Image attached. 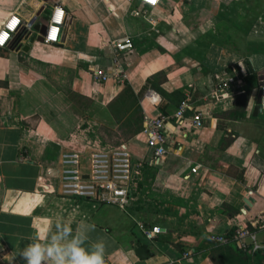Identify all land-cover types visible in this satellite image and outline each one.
I'll list each match as a JSON object with an SVG mask.
<instances>
[{
    "label": "crops",
    "instance_id": "crops-1",
    "mask_svg": "<svg viewBox=\"0 0 264 264\" xmlns=\"http://www.w3.org/2000/svg\"><path fill=\"white\" fill-rule=\"evenodd\" d=\"M56 4L66 12L60 41L25 50L40 35L33 24L48 23ZM14 16L21 29L0 47V264H25L20 252L57 220L73 231L94 224L88 235L104 241L105 264L222 263L211 236L238 225L253 228L263 248L250 257L264 259V111L216 91L221 79L244 81L245 53L264 54L250 40L264 27V0H0V31ZM126 36L134 47L117 51L112 40ZM98 71L110 79L96 81ZM149 88L160 105L141 103ZM145 110L171 116L169 153L156 164L135 132ZM122 141L144 163L126 207L62 194L63 153ZM139 220L162 233L147 239Z\"/></svg>",
    "mask_w": 264,
    "mask_h": 264
},
{
    "label": "built area",
    "instance_id": "built-area-1",
    "mask_svg": "<svg viewBox=\"0 0 264 264\" xmlns=\"http://www.w3.org/2000/svg\"><path fill=\"white\" fill-rule=\"evenodd\" d=\"M144 1L154 4L158 0ZM65 24V9L61 4H56L48 22V30L44 36L45 42H59ZM21 25L18 16H14L6 23L4 29L0 31V47L9 45L13 36L20 31ZM112 45L117 51L122 52L133 48L134 42L131 37L126 36L112 40ZM116 74L120 75L121 72ZM123 76L127 77L125 73ZM239 78L221 79L217 83L216 91L223 92L229 89L233 86V82L238 81ZM109 79L108 73L103 71L95 73V80L98 82H105ZM259 90L261 92V106L264 110V85H261ZM162 101V94L154 88L147 89L141 99L142 104L148 102L153 105H160ZM189 107L190 105L183 103L175 111L173 117L178 121L182 120ZM143 118L144 127L140 133L146 135L147 145L153 152L149 163L156 164L165 159L169 153L171 141L166 126L170 122L171 116L162 113L154 115L145 110ZM192 122L195 127H202L204 124L203 114L196 112L192 117ZM88 150V152H84L73 149L63 153L61 164L57 169L62 194L126 207L131 199L132 187L137 185L138 180L141 179L144 168L143 161L134 158L127 141H122L117 145L93 146ZM198 168L199 165H196L193 171L196 172ZM54 171L55 169L52 167L48 169L49 174L54 173ZM137 227L151 241H154L163 231L160 225L149 226L141 220L137 221ZM211 238L217 244L237 242L245 248L251 245L246 241L249 239L251 243L253 242L254 250L263 248L257 241L256 232L247 225H238L231 231L213 234Z\"/></svg>",
    "mask_w": 264,
    "mask_h": 264
},
{
    "label": "clouds",
    "instance_id": "clouds-1",
    "mask_svg": "<svg viewBox=\"0 0 264 264\" xmlns=\"http://www.w3.org/2000/svg\"><path fill=\"white\" fill-rule=\"evenodd\" d=\"M94 228L81 222L73 231L70 224L57 220L54 231L33 237L19 255L25 264H105L104 241H92L88 235Z\"/></svg>",
    "mask_w": 264,
    "mask_h": 264
},
{
    "label": "rangeland",
    "instance_id": "rangeland-1",
    "mask_svg": "<svg viewBox=\"0 0 264 264\" xmlns=\"http://www.w3.org/2000/svg\"><path fill=\"white\" fill-rule=\"evenodd\" d=\"M262 30H259L260 32L257 33L256 35H254L253 33L250 35V37H253L251 38L250 40L253 42V44L255 45L256 43L259 45L262 44L263 46V50H264V27H261ZM221 45L218 44L217 47H220ZM241 46V45H240ZM243 46V45H242ZM225 47V45H224ZM226 51H227V48H225ZM262 50V49H261ZM262 50V51H263ZM242 51H244V49H242ZM213 53H215L216 55H220L221 52L219 51V49L215 50V48L213 49ZM264 56V54H259V53H255V52H251V53H245L244 56L242 57L243 59H245V63H243V80L244 81H234L233 82V86H231L229 89L223 91L222 93H226L228 92L229 94L233 93L235 95H237V105L242 107L243 105H249L250 101L252 102H255L256 101V98H257V95H258V91H259V81H258V78L254 80L253 83L249 82L246 80L245 78V72L246 68H249V63L250 62V65L252 66L253 63H254V66L255 68L260 71L261 69H264V61H261L260 60V57L259 56ZM231 59H232V55H231ZM264 59V58H263ZM247 60V61H246ZM243 61V60H242ZM262 68H259L261 67ZM258 71H254V72H258ZM258 74V73H257ZM140 127V126H139ZM138 127V129H139ZM136 129L135 132L138 130ZM236 244L243 252H245L246 256L248 259L246 260H239L237 261V263H240V264H245V263H248V264H256L254 262V258H251L250 257V254L251 252L252 253H255V250L251 249L250 247H242L240 246L238 243H234ZM246 258V257H245ZM245 261V263H244ZM254 262V263H253Z\"/></svg>",
    "mask_w": 264,
    "mask_h": 264
},
{
    "label": "trees",
    "instance_id": "trees-1",
    "mask_svg": "<svg viewBox=\"0 0 264 264\" xmlns=\"http://www.w3.org/2000/svg\"><path fill=\"white\" fill-rule=\"evenodd\" d=\"M249 65H250V62H249ZM252 69L253 68L250 65L248 70H246V72H245L246 73L245 74L246 80L251 82V83H253L254 80L258 78V74L256 72H254V70H252ZM241 73L243 74V72H241ZM141 131H142V129L139 128L136 132L138 134ZM234 243H237V242H232L230 244H217V245H219V247H217V249H215L214 251L219 253L220 255H223V261H222V263H218V261L216 262V259L214 257H213V260L217 264H240V263H237V261H239V260L243 261V260L248 259L245 252H243ZM258 252H260V250L255 252V253H258ZM263 262H264V259L260 260V262H258L257 264H263ZM244 263H245V261H244ZM245 264H248V263H245Z\"/></svg>",
    "mask_w": 264,
    "mask_h": 264
},
{
    "label": "water",
    "instance_id": "water-1",
    "mask_svg": "<svg viewBox=\"0 0 264 264\" xmlns=\"http://www.w3.org/2000/svg\"><path fill=\"white\" fill-rule=\"evenodd\" d=\"M34 23V21L32 23H30L31 25ZM33 26L35 27L36 30H38L40 32V35L36 36V35H31V38L29 40V43L24 45V49L27 50L30 48L31 43L35 42L36 40L44 42V36L47 33L48 30V23H41V22H37L35 24H33ZM258 73V79H259V87L261 85H264V69L260 70L257 72ZM264 110L261 106V92L260 90L258 91V95L256 98V104H255V115H258L260 113H262ZM248 203H250V199L246 200ZM137 254L142 257L145 258L147 257V255L149 254V250L148 247L145 245H140L137 247L136 249Z\"/></svg>",
    "mask_w": 264,
    "mask_h": 264
},
{
    "label": "flooded vegetation",
    "instance_id": "flooded-vegetation-1",
    "mask_svg": "<svg viewBox=\"0 0 264 264\" xmlns=\"http://www.w3.org/2000/svg\"><path fill=\"white\" fill-rule=\"evenodd\" d=\"M258 81H259V79H258Z\"/></svg>",
    "mask_w": 264,
    "mask_h": 264
}]
</instances>
